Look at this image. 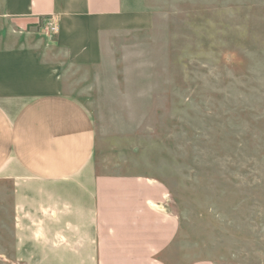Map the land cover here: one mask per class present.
<instances>
[{
	"label": "rangeland",
	"instance_id": "374dc122",
	"mask_svg": "<svg viewBox=\"0 0 264 264\" xmlns=\"http://www.w3.org/2000/svg\"><path fill=\"white\" fill-rule=\"evenodd\" d=\"M129 7L149 26L104 37L75 90L93 160L62 181L0 175V264H97V173L164 183L178 223L168 264H264V0Z\"/></svg>",
	"mask_w": 264,
	"mask_h": 264
},
{
	"label": "crops",
	"instance_id": "0c3cea01",
	"mask_svg": "<svg viewBox=\"0 0 264 264\" xmlns=\"http://www.w3.org/2000/svg\"><path fill=\"white\" fill-rule=\"evenodd\" d=\"M140 10L129 0H0V175L15 165L62 181L89 165L97 131L75 90L102 63L104 37L149 26ZM48 19L56 34L40 29ZM168 194L145 176L95 174L97 264H168L162 255L178 235Z\"/></svg>",
	"mask_w": 264,
	"mask_h": 264
},
{
	"label": "built area",
	"instance_id": "2783aa9c",
	"mask_svg": "<svg viewBox=\"0 0 264 264\" xmlns=\"http://www.w3.org/2000/svg\"><path fill=\"white\" fill-rule=\"evenodd\" d=\"M41 29H43L48 34H56L59 30L57 23L53 20L48 19L45 24H42Z\"/></svg>",
	"mask_w": 264,
	"mask_h": 264
}]
</instances>
